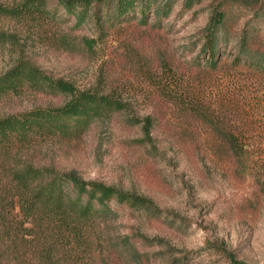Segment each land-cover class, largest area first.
Wrapping results in <instances>:
<instances>
[{
  "label": "rangeland",
  "instance_id": "rangeland-1",
  "mask_svg": "<svg viewBox=\"0 0 264 264\" xmlns=\"http://www.w3.org/2000/svg\"><path fill=\"white\" fill-rule=\"evenodd\" d=\"M60 1L42 0L43 13L0 15V73L23 63L77 89L111 95L121 109L85 132L51 138L30 159L142 195L157 209L113 205L109 242L128 237L133 244L122 253H96L93 263L264 264V70L228 54L213 67L200 55L216 5L233 6L229 30L236 35L257 9L264 11V0H247L254 7L168 0V11L160 0L145 21L139 16L103 32L90 19L81 26L74 15L65 19ZM70 99L27 87L0 96V117ZM148 117L154 132L144 130ZM210 124L238 128L247 151L234 154Z\"/></svg>",
  "mask_w": 264,
  "mask_h": 264
},
{
  "label": "trees",
  "instance_id": "trees-1",
  "mask_svg": "<svg viewBox=\"0 0 264 264\" xmlns=\"http://www.w3.org/2000/svg\"><path fill=\"white\" fill-rule=\"evenodd\" d=\"M158 1L61 0L60 3L68 14L65 19L74 15L79 26L90 19L103 32L105 27L139 16L145 21ZM241 1L243 7H254L252 1ZM44 5L42 0L25 1L19 7L0 5V15L18 16L32 10L43 13ZM164 5H168V11V0ZM232 10L231 4L214 7L202 34L200 55L213 67L219 56L228 54L237 64L244 62L264 70V34L260 27L264 11L257 9L255 17L235 35L229 30ZM27 87L57 90L70 94L71 99L58 107L39 105L0 117V264H95L92 257L96 253L104 250L122 253L133 244L129 238L124 237L114 245L105 232L115 210L113 205L153 210L154 203L103 181L86 180L75 171L35 164L30 159V152L50 143L51 138L85 132L96 121L120 111L121 103L111 95L80 90L69 82L54 80L23 63L0 73V96L22 94ZM149 120L152 118L146 121ZM156 126L153 122L143 124L148 133L156 131ZM210 126L230 144L234 154L247 151L246 145L238 143V135H242L238 128ZM232 262L243 264L234 259Z\"/></svg>",
  "mask_w": 264,
  "mask_h": 264
}]
</instances>
